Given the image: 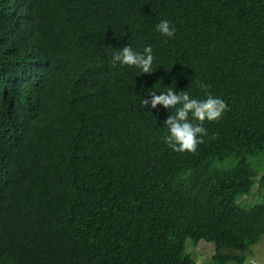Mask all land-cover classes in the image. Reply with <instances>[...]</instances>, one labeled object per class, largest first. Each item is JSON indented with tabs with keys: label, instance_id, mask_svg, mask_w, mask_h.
Masks as SVG:
<instances>
[{
	"label": "trees",
	"instance_id": "obj_1",
	"mask_svg": "<svg viewBox=\"0 0 264 264\" xmlns=\"http://www.w3.org/2000/svg\"><path fill=\"white\" fill-rule=\"evenodd\" d=\"M128 45L153 72L113 66ZM169 88L227 105L194 153L142 104ZM263 158L264 0H0V264H243Z\"/></svg>",
	"mask_w": 264,
	"mask_h": 264
},
{
	"label": "clouds",
	"instance_id": "obj_2",
	"mask_svg": "<svg viewBox=\"0 0 264 264\" xmlns=\"http://www.w3.org/2000/svg\"><path fill=\"white\" fill-rule=\"evenodd\" d=\"M156 30L162 36L169 38L175 35V28L168 20H161L156 25ZM153 61L151 46H146L142 52L134 51L131 45L124 46L112 56L113 66H116L117 63L129 67L135 66L143 74L154 71ZM142 104L145 107L150 105L152 109H155L157 105H163L166 109L174 110V114H170L164 122V125L169 129V135L164 139L165 143L176 152L194 153L198 144L203 142L202 137L207 134V130L203 126L205 120L217 121L227 110V105L222 99L208 95L204 100H197L191 98L187 91L183 90L177 94L172 88L160 94L149 93V98H144ZM189 114L198 123L189 121Z\"/></svg>",
	"mask_w": 264,
	"mask_h": 264
},
{
	"label": "rangeland",
	"instance_id": "obj_3",
	"mask_svg": "<svg viewBox=\"0 0 264 264\" xmlns=\"http://www.w3.org/2000/svg\"><path fill=\"white\" fill-rule=\"evenodd\" d=\"M264 160V158H263ZM262 166V163L261 165ZM254 189L251 195L245 198L244 202L242 201L243 198H241L238 203L245 205V206H251L257 202H259L260 199H258V189ZM264 238V237H263ZM261 239V241L254 245L251 248V251H248L244 253L245 255V261L243 264H264V239ZM186 250L191 253L193 258L196 260L198 264H211V260L213 255L215 254V246L213 243L206 242L204 240H201L198 244L194 245L190 240L186 241ZM229 253H234L232 250L229 251ZM230 264H236L234 262H231Z\"/></svg>",
	"mask_w": 264,
	"mask_h": 264
}]
</instances>
